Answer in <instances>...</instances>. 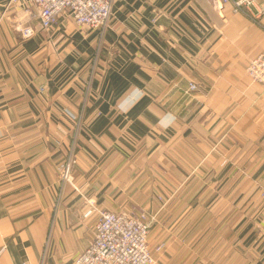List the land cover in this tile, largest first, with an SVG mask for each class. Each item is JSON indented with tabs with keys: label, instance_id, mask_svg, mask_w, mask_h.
<instances>
[{
	"label": "crops",
	"instance_id": "crops-1",
	"mask_svg": "<svg viewBox=\"0 0 264 264\" xmlns=\"http://www.w3.org/2000/svg\"><path fill=\"white\" fill-rule=\"evenodd\" d=\"M9 1L0 264H41L44 253V264H75L97 221L86 198L154 215L156 264H264V85L247 74L264 15L222 0H115L101 34L70 15L43 29L33 5ZM72 146L73 184L62 186Z\"/></svg>",
	"mask_w": 264,
	"mask_h": 264
},
{
	"label": "built area",
	"instance_id": "built-area-1",
	"mask_svg": "<svg viewBox=\"0 0 264 264\" xmlns=\"http://www.w3.org/2000/svg\"><path fill=\"white\" fill-rule=\"evenodd\" d=\"M17 0H10L7 7ZM115 0H25L33 5L43 29L50 30L57 25L60 17L70 15L79 28L99 30L102 34L110 24ZM222 0L230 3L236 13L245 14L257 21L264 15V0ZM23 36L29 39L35 35L32 28H24ZM247 74L253 83L264 85V49L254 55L248 64ZM199 89L190 83L189 91ZM76 116H74L75 118ZM77 164L73 151L57 166V176L63 185L73 184V170ZM264 198V188L261 190ZM90 213L97 214L94 236L88 247L75 258V264H156L148 244L152 226L148 213L144 211H109L99 208L96 201L86 198ZM148 217V218H147ZM149 221V222H148ZM163 246H159L162 249ZM45 254L41 264H44ZM27 264V263H23Z\"/></svg>",
	"mask_w": 264,
	"mask_h": 264
},
{
	"label": "rangeland",
	"instance_id": "rangeland-1",
	"mask_svg": "<svg viewBox=\"0 0 264 264\" xmlns=\"http://www.w3.org/2000/svg\"><path fill=\"white\" fill-rule=\"evenodd\" d=\"M102 34V33H101ZM190 86V85H189ZM75 150V148H74V146H72V148H71V151H74ZM76 158V157H75ZM67 159V158H66ZM65 161V160H64ZM63 162V161H62ZM76 162H77V158H76ZM263 189V188H262ZM104 209H106V208H104ZM133 209H136V210H138V211H144L145 213H148L149 214V216L150 217H152L153 218V216L154 215H151L149 212H148V210H146V208H142V207H139V208H137V207H135V208H132V209H129V210H133ZM107 210H109V209H107ZM128 210V211H129ZM109 211H111V210H109ZM119 212H121V211H119ZM148 218V217H147ZM153 219H151V222L153 223ZM149 222V221H148ZM150 230H151V227H150ZM150 233V232H149ZM48 241H49V237H48V240H47V243H46V245L48 244ZM148 244H149V248H150V250H151V246H150V239H149V235H148ZM159 246H163L162 247V249H159ZM159 246H157L156 247V251H158V252H160V251H162L163 249H164V244H160ZM154 256V255H153ZM154 258H155V260L157 261V258L154 256Z\"/></svg>",
	"mask_w": 264,
	"mask_h": 264
}]
</instances>
